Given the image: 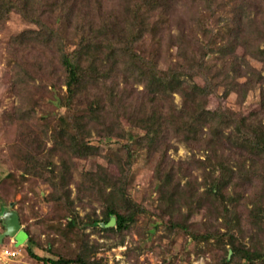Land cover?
<instances>
[{
  "label": "trees",
  "instance_id": "16d2710c",
  "mask_svg": "<svg viewBox=\"0 0 264 264\" xmlns=\"http://www.w3.org/2000/svg\"><path fill=\"white\" fill-rule=\"evenodd\" d=\"M214 1L205 3L212 5ZM233 2L230 21L216 34L206 21V11L199 12L200 19L184 15L189 0H0V24L17 13L36 28L11 41L12 89L20 100L10 114L20 136L18 143L10 147L16 164L37 175L50 167L61 169L65 178L71 158L92 152L89 138L93 130L106 140L127 138L128 131L120 117L123 113L129 115L134 128L143 134L141 142L126 145V163L130 167L132 146L161 150L170 135L201 150L216 152L223 137L220 128L226 124L236 126L239 148L264 155V97L260 109L249 115L240 110L232 113L230 108L209 109L216 92L215 79L209 76L211 66L217 67L225 79H232L227 84L228 91L241 92L245 86L237 78H257V73L248 61L243 69L236 51L241 48L246 56L264 57L260 48L264 38V0ZM117 7L128 15L123 29L114 22L119 16ZM207 10L213 13V7ZM60 16L66 19L67 27L82 33L73 51H68L66 25L57 29L50 25L51 19L58 20ZM199 25L207 27L203 32L204 43L196 40L189 30L190 26ZM174 28L178 33L173 32ZM164 40H170L177 51L176 63L167 70L159 64ZM25 53L28 55L24 58ZM213 57L215 62H210ZM219 62L222 67L217 65ZM58 70L64 75L62 86L55 83ZM121 75L126 77L125 88H119ZM183 76L187 79H182ZM133 81L142 83L143 90L131 89ZM174 93L182 97L181 108L175 104ZM45 105L52 109L42 112L37 121V110ZM47 142L52 143L50 149L45 146ZM54 157H58L60 166L55 165ZM227 172L222 171L209 185L211 192L223 195ZM91 180L98 187L105 184L93 177ZM119 180L126 181L127 177L124 174ZM50 182L54 187L50 200L63 210L69 208V191L53 180ZM138 211L135 206L125 210L112 204L105 210L104 219H95L91 225L108 224L115 216L116 226L102 230L122 234L135 223ZM71 216L72 219L66 217L67 227L74 230L78 224L75 216ZM232 250L235 260L255 264L263 259L247 248L235 245ZM28 252L37 262L45 264H101L92 261L88 252L76 259L43 258L31 248ZM228 255L225 264H230Z\"/></svg>",
  "mask_w": 264,
  "mask_h": 264
},
{
  "label": "rangeland",
  "instance_id": "374dc122",
  "mask_svg": "<svg viewBox=\"0 0 264 264\" xmlns=\"http://www.w3.org/2000/svg\"><path fill=\"white\" fill-rule=\"evenodd\" d=\"M233 6V0H215L212 5L205 0L194 3L189 0L184 15L198 17L200 11H206V21L217 34L230 21ZM207 7H213V13ZM117 9L119 16L114 22L123 29L128 15L120 10L122 7ZM66 23L64 16L50 20L55 29L66 25L68 51H73L82 33ZM34 29L17 13L10 14L0 24V234L6 230L2 220L6 209L17 211L23 225L15 239L6 238L0 243V264H45L37 262L29 254V248L40 257L52 259H76L88 252L92 261L101 264H225L227 254L230 264H249L245 259H233L235 245L257 252L263 259L255 264H264V155L239 148L238 130L233 124L221 126L223 137L216 152L201 150L170 135L161 150L132 146L130 167L126 163V145L141 142L143 134L134 128L129 115L123 113L120 117L128 131L127 138L106 140L93 130L89 138L92 152L71 158L65 178L61 169L50 167L43 171L45 175H37L23 171L22 165L16 164L10 147L18 143L20 136L10 114L20 100L12 89L11 41ZM206 29L204 25L189 27L196 40L203 43ZM260 48L264 50V38ZM162 49L159 64L167 70L176 63L177 51L170 40H164ZM236 54L243 69L247 67L245 61L251 64L257 78H237L245 89L230 92L227 84L232 79H225L217 67L210 65L209 76L215 79L216 92L209 109L230 108L232 113L240 110L249 115L260 109L264 97V57L246 56L241 48ZM210 62H215L214 57ZM217 65L222 67L220 62ZM56 74L55 83L62 86L64 75L59 70ZM196 82L203 84L200 79ZM36 84L39 86L40 81ZM125 84L126 77L121 75L119 88H125ZM129 87L140 91L144 88L136 81ZM173 96L181 108L182 97L177 93ZM48 109L52 107L45 105L37 110V121ZM135 135L138 138L134 139ZM45 146L50 149L52 143ZM24 149L28 150L26 144ZM54 162L60 166L58 157H54ZM225 170L229 172L224 193L214 194L209 185ZM124 174L127 180H119ZM92 177L105 184L98 187ZM52 180L69 191V208L63 210L50 200L54 191ZM112 204L125 210L132 206L140 210L135 223L122 234L103 231L104 222L97 227L91 225L95 219H104L105 210ZM71 215L78 224L74 230L67 227L66 217L72 219ZM5 249L20 250V254L10 260L3 255Z\"/></svg>",
  "mask_w": 264,
  "mask_h": 264
},
{
  "label": "water",
  "instance_id": "95a60500",
  "mask_svg": "<svg viewBox=\"0 0 264 264\" xmlns=\"http://www.w3.org/2000/svg\"><path fill=\"white\" fill-rule=\"evenodd\" d=\"M3 224L5 227V232L0 234V243L6 238H16L23 228L21 223L20 215L17 211H11L6 209L2 216ZM117 224V218L113 216L108 224L105 225L106 228L115 227Z\"/></svg>",
  "mask_w": 264,
  "mask_h": 264
},
{
  "label": "built area",
  "instance_id": "2783aa9c",
  "mask_svg": "<svg viewBox=\"0 0 264 264\" xmlns=\"http://www.w3.org/2000/svg\"><path fill=\"white\" fill-rule=\"evenodd\" d=\"M19 254H20V250L5 249L3 251V255L10 260L17 258Z\"/></svg>",
  "mask_w": 264,
  "mask_h": 264
},
{
  "label": "crops",
  "instance_id": "0c3cea01",
  "mask_svg": "<svg viewBox=\"0 0 264 264\" xmlns=\"http://www.w3.org/2000/svg\"><path fill=\"white\" fill-rule=\"evenodd\" d=\"M23 229V228H22ZM15 239V238H14Z\"/></svg>",
  "mask_w": 264,
  "mask_h": 264
}]
</instances>
